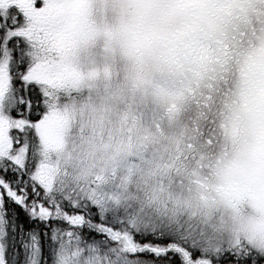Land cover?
<instances>
[{
	"label": "snow or ice",
	"instance_id": "snow-or-ice-1",
	"mask_svg": "<svg viewBox=\"0 0 264 264\" xmlns=\"http://www.w3.org/2000/svg\"><path fill=\"white\" fill-rule=\"evenodd\" d=\"M0 264H264V0H0Z\"/></svg>",
	"mask_w": 264,
	"mask_h": 264
}]
</instances>
